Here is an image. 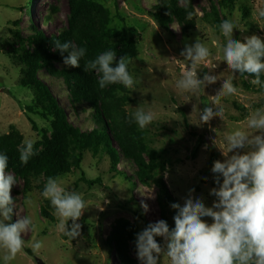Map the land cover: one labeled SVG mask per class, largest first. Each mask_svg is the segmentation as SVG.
I'll return each mask as SVG.
<instances>
[{
	"label": "rangeland",
	"instance_id": "rangeland-1",
	"mask_svg": "<svg viewBox=\"0 0 264 264\" xmlns=\"http://www.w3.org/2000/svg\"><path fill=\"white\" fill-rule=\"evenodd\" d=\"M178 2L180 7H186L187 2L191 5L195 29L190 32L185 33L177 21L169 22L167 29L157 24L154 12L159 0H87L85 5L90 17L106 15L108 24L104 32L126 29L128 41L131 38L135 41L137 56L129 65V72L136 80L135 90L119 84L116 99L122 102L124 116L131 121L127 133L132 137L131 148L151 171H157L156 179L163 178L168 187L170 228L175 227L173 217L177 212L171 204L183 206L189 190H195L194 199L201 198L207 207L212 206L215 197L210 195V190L217 187L211 171L212 158L216 154L219 161L225 159L217 145L230 132L247 130L249 113L264 107V89L251 83L254 77L231 72L223 61L221 47L226 44V38L218 28L222 21L230 19L238 27L233 30L234 39L244 42V37L255 34L264 40V18L256 14L264 7V0H233L230 9L221 7L217 0ZM69 16V0H35L34 5L31 0H0V138L18 133L22 137L20 147L25 139H34L35 154L30 158L57 152L65 169L55 177L66 191L81 194L85 202V210L77 221L81 225L80 235L71 239L59 231L55 209L50 200L42 196L48 179L46 173L31 177L27 186L23 177L6 170L16 179L11 189L15 200L11 222L30 217L35 225L34 230L30 226L22 233L25 246L9 264H37L36 258L45 264H141L135 247L136 235L146 223L162 219L158 204L160 190L155 179L142 180L138 175L139 167L127 160L113 137V146L122 156L117 171L113 170L112 156L104 146L96 148L85 144L83 149L76 148L70 134L55 127L47 113L43 115L34 91L23 84L28 64L35 65L40 80L66 112L70 125L81 134L96 132L105 137L106 129L95 122L89 105L74 106L75 97L66 77L68 73L81 70L89 57L95 59L96 56L89 52V56L81 59L79 68L56 61L48 65L46 57L33 43L38 31L58 36L68 28ZM90 23L91 19L84 24ZM119 39L115 35L113 42ZM198 39L211 53L197 69L198 79L203 80L205 74L218 79L213 84H205L202 93H183L176 88V82L182 77V66L190 67L191 61H186L181 52ZM118 60L114 61V67ZM95 75L99 77L96 72ZM226 79H231L239 91L222 96L219 104L213 105L212 97L219 93ZM261 79L264 81V74ZM202 98L208 100V107L214 112L216 108L222 109L223 119L214 116L208 123H200V111L204 109ZM137 107L155 115L144 130L131 120ZM247 150L237 151L243 154ZM83 178H100L102 185L91 188ZM220 179L222 182V176ZM29 199L31 203L27 202ZM142 202L148 205L147 212L141 207ZM207 222L212 221L207 218ZM71 224L69 221V230ZM33 237L42 242L38 251L29 246ZM160 244H164L163 238ZM4 255L5 251L0 249V264H5ZM159 264L169 262L161 257Z\"/></svg>",
	"mask_w": 264,
	"mask_h": 264
},
{
	"label": "clouds",
	"instance_id": "clouds-1",
	"mask_svg": "<svg viewBox=\"0 0 264 264\" xmlns=\"http://www.w3.org/2000/svg\"><path fill=\"white\" fill-rule=\"evenodd\" d=\"M259 17L264 18V7L258 9ZM188 19L192 13L188 12ZM218 28L226 38L221 47L223 61L233 73H247L254 77L253 85L264 89V40L258 35L244 37V42L233 38V30L238 28L230 19L222 21ZM55 49L61 54L67 52L63 63L73 68L81 66L80 61L87 49L77 47L72 41H54ZM181 55L191 61L190 67L182 66V77L177 80L176 88L183 93H202L205 84H213L218 77L205 74L198 79L197 69L211 55L209 48L199 39L194 45H186ZM117 60L115 50H107L95 59L88 60L83 70L99 74L98 86L104 89L108 85L122 84L135 90L136 80L129 72L133 60L128 55ZM239 89L231 79L223 82L219 93L212 97L213 105L226 95L236 94ZM214 112L212 107L200 111V123H208L214 116L223 119V110ZM155 119L154 113L142 108L131 114L140 130L146 129ZM246 129L230 132L224 141L217 145L225 157L224 161H215L211 171L215 174L217 187L210 190L215 197L211 207H207L201 198H193L194 189L189 190L183 206L172 203L176 209L173 217L175 227H169L166 220L149 223L137 233L135 247L141 264H159L161 257L169 264H264V107L256 108L246 118ZM250 130V131H249ZM34 139H25L19 148L21 164H27L34 152ZM240 149H248L243 154ZM233 153L232 155H229ZM9 157L0 153V249L5 251L3 260L9 264L20 253L25 241L22 233L35 229L30 217L18 218L11 222L15 200L11 189L16 184L13 175L8 174ZM222 176V182L220 177ZM42 196L49 199L58 217V229L64 235L75 239L80 235L81 225L77 223L85 210L81 194L66 191L57 177H48ZM31 203L29 199L27 201ZM145 212L146 203L141 204ZM211 219V223L207 222ZM71 221V230L68 222ZM7 222V223H6ZM162 237L164 244L157 242ZM29 246L33 251L42 248V242L33 237Z\"/></svg>",
	"mask_w": 264,
	"mask_h": 264
},
{
	"label": "trees",
	"instance_id": "trees-1",
	"mask_svg": "<svg viewBox=\"0 0 264 264\" xmlns=\"http://www.w3.org/2000/svg\"><path fill=\"white\" fill-rule=\"evenodd\" d=\"M217 1L221 7L226 9H230L233 6V0ZM34 3L35 0H31V5H34ZM86 3L87 0H69V26L63 29L58 36H47L43 31L37 32V36L33 39V43L37 46V49L40 50V53L46 57L48 65H50L52 61L58 63L63 62V58L68 55L67 52L61 54L55 49V40H60L61 42L72 41L76 46L78 45L79 47L86 48L87 56H89V52H91L97 57L107 50H115L117 59L124 55H128L131 58L137 56L135 41L132 38L128 41V31L123 29L121 32H113L112 30L104 32L106 31L108 18L105 14L90 17L89 13L86 14L85 12ZM158 6L157 10L154 12V18L161 28L165 27L167 29L169 22L177 21L184 28L185 33L195 29V21L188 19L187 16L188 12L192 11L191 5H189L188 2L186 7H180L178 0H159ZM245 9L246 8L243 10ZM90 19L91 23L85 25L84 23ZM205 19L207 20L208 16L205 17ZM115 35H118L120 39L113 42V37ZM16 37L19 38L20 36L17 34ZM91 59V57L88 58V60ZM28 66L29 68L25 72L26 79L23 84L34 91V96L37 99V106L38 108L40 107L43 115L47 113L53 118L55 127L62 130V132L69 133L70 137H72L70 140L76 148L83 149L85 144H89V146L92 145V147L94 146L96 148L104 146V149L109 150L112 156L114 171H117L118 161L121 160L122 157L120 150H117V148L113 146V142L116 140L117 144L125 152L127 160L135 162L139 167L138 175L140 178L144 181H148L150 178L155 179V184L160 190L158 204L161 209V217L163 220H166L169 227H171L168 211V205H170L169 202L171 201L170 192L163 178L156 179L157 171H151L150 167L145 165L143 159L137 155L130 146V139L132 137L127 133L130 132L128 129H131V121L129 122L127 120L128 117L124 116V111L121 106L122 102L116 99V92L119 89V84L108 85L104 89H100L97 83L99 77L95 75V71L85 72L83 70L84 67L81 70L66 74L72 96L75 97L73 101L74 106L76 107L82 103L89 105L94 112L93 118L95 122L100 123L101 126L106 129L105 137L96 132L85 135L81 134L78 129L70 125L66 112L59 106L45 83L40 80L39 75L36 73L35 65L28 64ZM126 99L127 97H124V100ZM202 101L203 108L209 106L208 100L202 98ZM107 131L109 134H107ZM17 134L12 132L10 135L0 138V153L6 154L9 157L6 170H13L20 177H23L27 186L30 178L34 175L45 172L48 177H55L57 174L64 171L65 164L61 158L56 156L57 152L54 151L51 153H43L38 158H30L27 164H21L19 159V147L22 142V137ZM200 144L201 142H199L198 148ZM217 160L218 156L214 154L212 158V167ZM77 165H80L79 160L77 161ZM83 180L91 188L96 185H102V180L100 178L96 180H87L83 178ZM146 224L148 225V223ZM156 239L157 242L160 243L162 238L156 237Z\"/></svg>",
	"mask_w": 264,
	"mask_h": 264
},
{
	"label": "water",
	"instance_id": "water-1",
	"mask_svg": "<svg viewBox=\"0 0 264 264\" xmlns=\"http://www.w3.org/2000/svg\"><path fill=\"white\" fill-rule=\"evenodd\" d=\"M36 263L37 264H45V262L39 258H36Z\"/></svg>",
	"mask_w": 264,
	"mask_h": 264
}]
</instances>
